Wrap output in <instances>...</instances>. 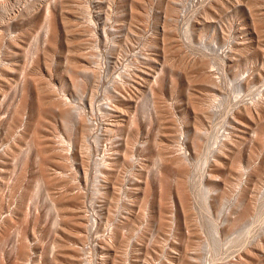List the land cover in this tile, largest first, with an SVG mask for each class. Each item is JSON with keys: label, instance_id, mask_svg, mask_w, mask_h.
<instances>
[{"label": "rangeland", "instance_id": "1", "mask_svg": "<svg viewBox=\"0 0 264 264\" xmlns=\"http://www.w3.org/2000/svg\"><path fill=\"white\" fill-rule=\"evenodd\" d=\"M0 264H264V0H0Z\"/></svg>", "mask_w": 264, "mask_h": 264}]
</instances>
